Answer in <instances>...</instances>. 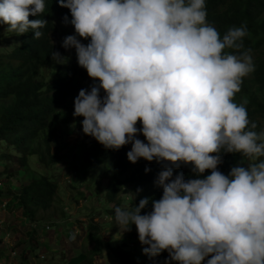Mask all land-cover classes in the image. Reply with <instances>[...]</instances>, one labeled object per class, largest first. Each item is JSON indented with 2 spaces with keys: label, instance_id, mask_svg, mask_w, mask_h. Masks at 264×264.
Instances as JSON below:
<instances>
[{
  "label": "clouds",
  "instance_id": "clouds-1",
  "mask_svg": "<svg viewBox=\"0 0 264 264\" xmlns=\"http://www.w3.org/2000/svg\"><path fill=\"white\" fill-rule=\"evenodd\" d=\"M56 3L69 10L71 20L63 21L75 33L61 46L75 49L78 66L94 82L73 102L83 134L105 149L131 144V163L142 158L162 165L154 181L162 188L159 199L115 208L121 233L135 225L142 254L166 251L165 264H202L209 256L206 264H264V131H254L246 99L234 102L242 78L255 70V56L250 49L225 51L243 48L246 26L221 38L207 22L205 0ZM44 15L45 0H0V23L16 35L31 30L39 39L49 23ZM52 58L66 60L59 52ZM222 153L242 157L227 175L218 170ZM181 165H191L196 178L173 177ZM149 203L151 211L141 214Z\"/></svg>",
  "mask_w": 264,
  "mask_h": 264
},
{
  "label": "trees",
  "instance_id": "trees-1",
  "mask_svg": "<svg viewBox=\"0 0 264 264\" xmlns=\"http://www.w3.org/2000/svg\"><path fill=\"white\" fill-rule=\"evenodd\" d=\"M205 6L207 22L218 30L221 38L233 26L245 25L247 28L248 34L242 40L243 48L239 51L233 49L225 51L239 55L240 52L250 49L255 56L253 59L255 70L242 78L241 91L236 93L234 102L240 104L246 99L248 103L245 107L249 121L257 124L254 131L258 133L264 131V0H205ZM66 15L70 21L71 15L67 8L58 6L56 0H45V15L42 18L49 23L40 29L42 36L39 39H32L31 30L21 35L8 32L17 40L7 53H0V149H8L0 154V167L5 169L8 162L12 161L20 167L17 170L20 176L19 185L13 187L14 191L11 188L6 192L1 189L0 199H8L6 209L13 214L16 212L14 215L16 220L18 215L19 221L26 220L29 223L28 228L24 226L29 240L26 243L21 242L18 247L29 245L36 240L38 228L44 232L47 226L52 227L49 221L43 227L40 225L50 209L55 208L60 212V216L55 219L60 218L64 221L68 219L67 212L54 207L56 200L60 201L57 194L58 183L47 170L64 158L58 154L56 148L55 151H52V148L57 142V137L71 132L67 131V128L75 129L81 126L82 136V143H76L72 149L76 164L72 162L69 171L71 169L75 173L73 175L75 179L87 176L88 188L97 189L100 181L108 179L107 186L103 188L104 199L106 204L112 203L113 206L105 207L103 212L115 231H120L115 224L116 207L130 209L142 198L159 199L162 195V188L154 184L158 173L163 170L161 164L155 160L149 162L142 158L136 163L129 162L126 153L130 151L131 144L122 146L119 150L105 149L94 138L83 134L81 124L83 117L73 116L75 97L81 89L90 90L93 83L89 84L92 79L88 77L85 69L78 66L75 49H64L61 46L62 42L58 44L56 38L52 37L57 26L73 28L70 23L63 21ZM37 18L40 17L29 16V20ZM88 42L87 39L81 40L83 44ZM53 52H59L66 60L56 61L52 58ZM72 88L76 89L74 97H70L69 94ZM136 127H141L139 121ZM137 138L144 141L142 135H138ZM31 157H36L37 163L47 174L35 172L29 167ZM241 159L238 153H222L223 162L218 165V170L227 175L231 167L236 166ZM243 163L247 164L248 161L244 160ZM146 168L149 171L146 172ZM177 174H183L186 180L196 178L191 172V165L174 168L173 177ZM209 174L210 170H206L200 178ZM84 189L87 190L86 187ZM137 189L140 191L137 192ZM78 193L83 195L82 190H78ZM124 199L129 207L122 205ZM148 211H151V203L141 210V214ZM86 230L87 237H94V241L90 245L91 248L85 251L83 248L76 250V253L83 255V260L78 264H95L94 257L103 248L109 247L110 250L114 248L109 246L110 240L103 241L97 224L90 222ZM125 233L130 234V240L135 241L138 248L130 251L125 249V244L118 246L119 250L113 251L118 258V264H165L168 260L166 251L153 258L142 254L144 246L139 242L135 225H131L130 230ZM44 249H47L46 246ZM24 250L34 254L35 248L29 246ZM24 250L20 255V261L29 264L27 257L24 256L26 253ZM10 253V249L4 254L0 252V264H16V261H12ZM142 257L145 258L144 261ZM210 258L209 256L205 259ZM168 264L175 262L168 261Z\"/></svg>",
  "mask_w": 264,
  "mask_h": 264
},
{
  "label": "rangeland",
  "instance_id": "rangeland-1",
  "mask_svg": "<svg viewBox=\"0 0 264 264\" xmlns=\"http://www.w3.org/2000/svg\"><path fill=\"white\" fill-rule=\"evenodd\" d=\"M6 29L7 25L0 23V53L2 54L7 53L13 43L17 40H14V35L9 34ZM73 34H75L74 28H65L60 25L57 26V29L52 37L56 38L58 44H60L64 37ZM77 38L82 40L79 37ZM92 83H94L93 80L89 82V84ZM70 91H72L69 92L70 97H74L76 89L72 88ZM80 129L81 126L76 127L75 129L72 127L67 128V131L71 130L70 133H67L66 135L61 134L57 137V142L53 146L52 151L56 148L58 150V154L60 156H64V158L57 165L53 167L51 166L47 169L48 173L51 172L50 176L55 178V181L58 183L57 194L60 196L58 197L60 201L57 199L54 207H57L60 211L63 209V212H67L68 219L74 221L73 224H75V227L69 229L72 230V234L68 237V239L64 238L67 235V229L62 231L60 226L65 227L68 225L71 227L72 222L64 221L60 218L55 219V217L60 216V212L53 208L47 211L48 214L46 215V218L40 223L41 227H43V225L48 221L52 224V227L48 232H45L41 237H38L37 235V237L41 239L36 242L43 245L33 242L29 245L25 244L23 247H18L21 245V242L29 240L27 236V229L24 228V226L29 225V223L26 220L24 222L19 221L17 214L16 220L14 217L16 213L15 210V213L13 214L10 213L6 207H4L8 199H0V252H3L4 254L8 249L13 248L12 250L15 251V254L10 256L12 257V261H16V263L19 262L18 256L21 255L22 249L34 246V254L29 257L31 264H46L49 262H51V264H78L79 261L83 260V255L81 256L76 253V250L83 248V251H85L86 249L91 248L90 245L94 241V237H87L86 227L90 222L97 224L103 241L106 242L107 240H110L109 246L114 248V250H110L109 247L103 248L100 253L95 255V264H118V258L115 257L113 251H118V246L121 244H125V249L127 248L126 250L130 251H134V249L138 248V244L135 241L130 240V234L125 232L121 233L120 231H115L112 228L109 218H107L103 212L105 207L111 208L113 206L112 203L106 204L104 199L103 188L107 186L108 179L100 181L97 189L94 187L88 188L89 178H87V176L75 179L73 177L75 173H73L71 169L69 171L70 164L72 162L76 164L72 149H74L76 143H82ZM7 150L8 149L5 148L0 149V154L6 152ZM8 163L7 168L3 169L4 167H0V190L2 189L4 192L10 190V188L14 191V188L19 185L20 181L19 172L17 171L20 167H18V165H16L13 161ZM29 167L35 172L47 174L45 169L37 163L36 157H31L29 159ZM72 187L75 189H72ZM85 187L88 189L85 190ZM78 190H82L83 195H80ZM125 199L122 205L129 207L128 202ZM76 220L78 221L76 222ZM61 221L63 222L61 223ZM38 232H41V228H38ZM57 232H61L63 237L57 234ZM107 234L110 235L109 239ZM44 246H46L47 251L44 249ZM141 259L144 261L145 258L143 259L142 257ZM206 262L207 260L205 259L202 264H206ZM22 263L23 262L21 260V264Z\"/></svg>",
  "mask_w": 264,
  "mask_h": 264
},
{
  "label": "crops",
  "instance_id": "crops-1",
  "mask_svg": "<svg viewBox=\"0 0 264 264\" xmlns=\"http://www.w3.org/2000/svg\"><path fill=\"white\" fill-rule=\"evenodd\" d=\"M80 220H82L81 218H79ZM69 221H71L72 222V224L74 223V221H72V220H70V219H68ZM63 222V221H62ZM61 222V223H62ZM60 228H61V230L62 231H64V229H67V231L69 230V229H71L70 228V226H65V227H62V226H60ZM49 231V230H48ZM48 231H44V232H38L39 234H38V237H41L45 232H48ZM61 231V232H62ZM61 232H57V234H59L61 237H63L62 236V233ZM37 236L35 237V239L36 240H33L31 243H33V242H36L37 240H39V239H41V238H38ZM65 239H67L66 237H64ZM28 241V240H27ZM27 241H24L25 243L27 242ZM36 243H39V242H36ZM42 245V244H41ZM53 249V248H52ZM22 250H24V249H22ZM25 252H28L27 250H24ZM25 257H27V259H28V261H29V257H31V254H29V253H27L26 255H24ZM19 257V262H17L16 264H20V256H18ZM14 262V261H13ZM24 264V263H23ZM29 264H31V262L29 261ZM46 264H51V263H46Z\"/></svg>",
  "mask_w": 264,
  "mask_h": 264
}]
</instances>
